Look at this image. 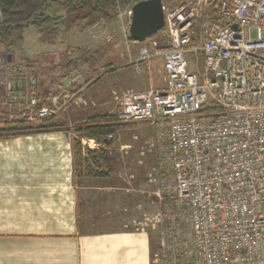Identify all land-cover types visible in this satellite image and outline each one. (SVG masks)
Segmentation results:
<instances>
[{"label":"built area","instance_id":"2783aa9c","mask_svg":"<svg viewBox=\"0 0 264 264\" xmlns=\"http://www.w3.org/2000/svg\"><path fill=\"white\" fill-rule=\"evenodd\" d=\"M178 1L161 0L165 44L127 63L160 58L165 88L124 94L118 119L154 130L157 218L178 252L172 264H264V0ZM125 15L128 40L132 6ZM78 79L44 103L35 77L17 75L8 121L56 119L84 89Z\"/></svg>","mask_w":264,"mask_h":264},{"label":"crops","instance_id":"0c3cea01","mask_svg":"<svg viewBox=\"0 0 264 264\" xmlns=\"http://www.w3.org/2000/svg\"><path fill=\"white\" fill-rule=\"evenodd\" d=\"M132 43L133 48L142 44ZM63 45L51 46L62 54L51 50L50 55H36L31 60L41 99L65 83V78L58 84L45 74L53 67L60 71L66 52ZM117 56L111 54L110 65ZM21 58L14 55L19 63L28 59ZM155 61L150 62L148 73L141 64L135 72L112 65L97 80L85 79L82 92L55 120L75 125L98 116H118L115 110H121L119 95L123 91L164 89L162 60H158L161 66ZM0 80V92L7 90L11 81L3 76ZM46 83L51 90L47 91ZM15 89L7 95L19 94ZM4 108L9 109L0 103V110ZM125 125L111 136L110 144L81 139V157L86 163L76 169L71 147L75 129L0 140V264L153 263L152 249L157 241L150 232L138 228L135 216L142 207L138 192L145 201L143 207L150 206L147 200L151 197L136 186L140 181L143 189L152 187L143 173L150 171L154 158L151 154L139 159L143 152H139L138 126ZM88 151L92 155L88 156ZM99 153L106 162L97 157Z\"/></svg>","mask_w":264,"mask_h":264},{"label":"trees","instance_id":"16d2710c","mask_svg":"<svg viewBox=\"0 0 264 264\" xmlns=\"http://www.w3.org/2000/svg\"><path fill=\"white\" fill-rule=\"evenodd\" d=\"M140 1L143 0H0L1 53L12 55L15 44L23 41L24 33L32 29L38 34L37 42L39 44L50 47L57 44L66 46V52L60 66L62 71H66L60 75V81L67 76L66 74H69L68 72H76L79 66H83L87 68L89 73L95 74L94 69L105 58L108 48L104 47L96 51H90L81 46L73 48L64 43L65 41H62L57 34L61 32L68 21H70L71 27L79 33H83L84 30L94 26L100 20L110 26L117 20L119 9ZM54 6L60 7L61 14L57 13V9H53ZM62 18L65 20L61 21ZM128 41L132 42L129 38ZM36 94L38 95L37 85ZM6 95L7 90L0 92V103L6 101ZM48 98L49 96L43 99L44 103H48ZM5 108L0 110V140L36 133L67 131L64 129L66 125L56 123L55 119L32 124L14 120L8 121L10 113L9 109L7 111ZM115 118L116 116L108 115L94 117L75 130L77 135L71 140L75 169L78 165L84 167L86 163V160L81 157L80 140L84 138L93 140L97 145L110 144L111 136L126 126L125 123L122 125ZM90 155L92 154L88 151V156ZM97 157L107 161L100 153ZM168 259H165L166 263Z\"/></svg>","mask_w":264,"mask_h":264},{"label":"rangeland","instance_id":"374dc122","mask_svg":"<svg viewBox=\"0 0 264 264\" xmlns=\"http://www.w3.org/2000/svg\"><path fill=\"white\" fill-rule=\"evenodd\" d=\"M162 1H164L166 3H170L171 6H174L175 4H177L179 2L178 0H171L169 2H167V0H162ZM130 6H133V5L130 4L129 6L122 8V13H121L122 19H121V21L117 18V20L114 21L110 26L104 24L103 21L100 20L94 26L89 27L86 30H84L83 33H79L75 28L71 27L70 21H68L67 23H65V26L61 30V32L57 34L58 37H60L62 39V41H65L64 43L69 44L70 47H73V48L77 47V46H81L82 48L88 49L90 51H96L97 49H101V48L103 49L104 47L108 48V51L106 52V57L94 69L95 74H91L85 69V67L79 66V68L76 70V74L79 75V79L74 86L75 88L78 86L84 87L87 84V81L85 79L90 78L91 82L94 80H97V76L101 75V73H103V71L109 70V68L112 65L113 66L118 65L120 67L122 66V68H124V69H128L129 71L135 72V68H138V66L141 64L145 68V72H147V73L150 72V67H149L150 64L147 67L144 62L143 63H133V64H129V65L127 63L129 62V59L134 60L137 58L138 51L141 47H146V46L150 47L152 42H156L157 45L163 46L165 44V40L163 37L164 32H162V31L158 32L156 35H154L153 37L146 40V42H144V43L138 45L137 47L133 48V43H131L127 40V35L125 33L126 25L128 23L125 12L129 9ZM53 9H57L56 10L57 13L61 14L60 7L54 6ZM64 20H65L64 18L61 19V21H64ZM37 35H38L37 32H35L32 29L27 30L24 33L23 41L17 42L15 44V46L13 47L12 55L2 54L1 53L2 49H0V70H1V68H3V70H1L2 73H0V77L3 76L7 82L11 81V83H12L15 80L14 77L16 78L17 75L22 74L26 78H28L29 75H33L36 79V85L38 86L39 81L35 76L36 75L35 72H33L34 67H32V66L30 67V64H32L31 60L33 61L32 58L36 55L39 56L40 54L41 55L47 54L51 50H52V52L56 51V50L50 46H44L42 44H39V42H37V39H36ZM63 46H65V45H63ZM56 49H57V47H56ZM58 50H62V49L59 48ZM62 53H63L62 51H56V54H62ZM15 54L19 60L23 59L21 57H25L28 59L22 60L19 63V60L16 61L14 59ZM111 54L114 56L119 55V56H117V59H118L117 61H115V62L112 61V65H110V62H108L111 59ZM128 54L131 57H128ZM120 55H123L124 57H121ZM61 60H63V57ZM153 60L158 61V60H160V58H156V59L154 58ZM155 62L152 63V65L158 63V65L161 66L160 61H158L156 63ZM18 67H20V68H18ZM61 68H59L61 72L59 70H56L57 67H53V69H46L45 74L48 75L49 78L51 77L52 79L56 80L57 83L59 84L60 75L62 73H64V71H66V70L62 71ZM16 69H20L21 70L20 73L16 72L15 71ZM139 71H140V69H139ZM68 73L69 74H66V75L70 76V72H68ZM50 74H53V76H51ZM66 77H65V83H66V79H67ZM62 81H61V83H62ZM84 81H86V82H84ZM100 83H102V82H100ZM45 86L47 87V91L51 90V88H52L47 83ZM58 86H60V85H58ZM53 87H55V84L53 85ZM56 90L57 89L55 87V90H53V91H56ZM140 91H144V90H138V92H140ZM126 93H131V92H124L123 91L122 93H120L119 103H121L120 101H121L123 95ZM119 110H120V108L118 110H115V112H120ZM112 116H116L115 119L117 121L119 120L117 114H112ZM98 117H101V116H98ZM91 119L92 118H90L88 120H91ZM55 122L65 124L66 125V127L64 128L65 130H72V129L76 130V129H78V127H82L86 121L83 124L76 123L75 125L74 124L67 125V123H64L65 121L63 122V120H59V119ZM136 125L138 126V132H139L138 133V135H139L138 146L142 147L141 148L142 151L140 150L139 152L140 153L143 152L142 154H138V157L140 159L142 156L152 154L154 161L151 162L152 166L149 167L150 171L143 173L145 175V177L147 176V181L150 185L152 184L153 188L152 187H149V188L146 187V189H143V187L141 185H139L140 181L138 182V184L136 186V189H138V191H144L145 190V192H146L145 194H147L148 197H151V200H150V198H148L149 200H147L149 202L150 206L148 208L143 207V206H146V205H143V203H142L145 201L141 197L142 194L140 192H138L139 193L138 194L139 202H140L139 205L142 207L138 208L139 210L137 212V216H135L136 217L135 219H137L138 228L145 230L148 233L150 232L149 234L151 235V238L152 239L155 238L157 241V243L155 244L156 246H153V249H152V251H153V263L152 264H172V259L177 260L176 255L178 254V252L176 251L174 253L172 251V253H171V248L168 246V244L166 242L167 239L164 238V237H167V235L164 234L162 237V233H165V230H166V227H164L165 226L164 224H166V219H165L166 217L163 219V221L161 220L162 217L157 218V216L160 213H162V206L159 203L157 204V200H156L155 195H154L157 191H159V187H158L157 182L153 181V179L156 180L154 178V177H156V174L153 172V169L155 168L156 163H157L156 153L154 152L153 147H151L152 144H154L155 147L157 146V143L155 140V134L153 135L154 130L151 126H147V124H145V123L128 124V126H132L133 129L137 127ZM149 159L151 160V158H149ZM169 187L171 188L170 183H169ZM157 205H159V207ZM163 238H164V243L162 242ZM169 240H171V238H169ZM158 246L161 247L159 250L155 248ZM170 246L172 247L173 245L171 244ZM169 250H170V252H168ZM179 251H181V250H179ZM172 254H176V255H172ZM166 258L167 259L170 258V259H168L167 263L165 260ZM178 260H179V262L177 264H180V259H178ZM176 262H173V264H175Z\"/></svg>","mask_w":264,"mask_h":264},{"label":"water","instance_id":"95a60500","mask_svg":"<svg viewBox=\"0 0 264 264\" xmlns=\"http://www.w3.org/2000/svg\"><path fill=\"white\" fill-rule=\"evenodd\" d=\"M164 17L161 0H143L132 6L128 29L129 39L142 43L163 29Z\"/></svg>","mask_w":264,"mask_h":264}]
</instances>
